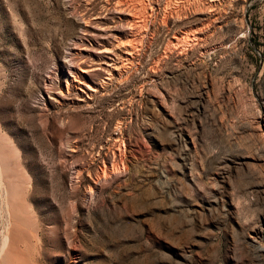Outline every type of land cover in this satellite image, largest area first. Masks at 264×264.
I'll return each mask as SVG.
<instances>
[{
	"label": "rangeland",
	"instance_id": "rangeland-1",
	"mask_svg": "<svg viewBox=\"0 0 264 264\" xmlns=\"http://www.w3.org/2000/svg\"><path fill=\"white\" fill-rule=\"evenodd\" d=\"M0 264H264V0H0Z\"/></svg>",
	"mask_w": 264,
	"mask_h": 264
},
{
	"label": "bare ground",
	"instance_id": "bare-ground-1",
	"mask_svg": "<svg viewBox=\"0 0 264 264\" xmlns=\"http://www.w3.org/2000/svg\"><path fill=\"white\" fill-rule=\"evenodd\" d=\"M107 1H108V0H107ZM132 1H133V0H132ZM124 2H125V1H124ZM126 3H127V2H126ZM126 3H124V4H126ZM131 5H132V4H131ZM113 6H114V5H113ZM117 6H118V5H117ZM136 9H138V8H136ZM136 9H135V10H136ZM143 9H144V7H143ZM126 10H127V9H126ZM135 10H134V11H135ZM117 11H118V9H117ZM131 11H132V10H131ZM134 11H133V12H134ZM137 13H138V12H137ZM134 17H135V16H134ZM135 20H136V19H135ZM138 20H139V19H138ZM137 23H138V22H137Z\"/></svg>",
	"mask_w": 264,
	"mask_h": 264
}]
</instances>
